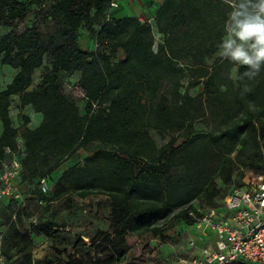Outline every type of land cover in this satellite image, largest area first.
<instances>
[{
	"label": "trees",
	"instance_id": "1",
	"mask_svg": "<svg viewBox=\"0 0 264 264\" xmlns=\"http://www.w3.org/2000/svg\"><path fill=\"white\" fill-rule=\"evenodd\" d=\"M111 1L0 0V25L10 27L25 17L30 5H36L57 27L48 38L37 26L0 38L2 63L18 70L0 91V175L9 157L7 150H19L18 132L10 115L12 99L19 97L21 110L31 106L43 117L38 127L24 134L21 163L25 173L21 178L30 183L36 180L38 185L48 178L55 193L52 201L70 195L81 199L105 195L110 200L111 223L98 244L103 247V258L91 264L125 263L141 241L164 236L160 222L176 208H182L177 217L193 226L195 218L189 212L200 215L194 200L220 209L217 198L223 202L230 186L246 177L245 172L237 175L242 165L251 169L249 176L264 175V69L254 80L235 85L230 71L236 65L221 59L207 65L225 34L230 3L165 0L155 16L157 31L164 37L155 51L152 24L138 18L108 21ZM81 28L96 34L100 46L96 53L81 48ZM119 50L125 57L117 61ZM45 59L51 60V66L40 84L30 90L34 73L45 65ZM246 70L238 67V73ZM186 71H190L193 87L206 80V97L197 98L200 109L213 111L225 123L212 141L220 144L225 140L227 150L219 157L217 172L204 184L188 173L181 177L173 174L184 163L178 162L179 154L190 141L174 147L172 138L166 146L158 147L150 135L151 129L174 133L187 126L192 133L193 118L187 106L194 98L180 94ZM75 72L80 73L79 86L87 101L84 115L61 88L62 74ZM164 81L175 86L173 99L181 102L177 114L166 97L153 103ZM244 84L249 91H243ZM88 149L92 156L85 164L64 171L52 185L51 174L72 154ZM217 179L228 186L226 190L218 187ZM42 233L57 238L54 229L45 228ZM5 243L8 262L21 257L20 264L40 263L32 256L33 240L16 226L8 232ZM67 264L86 263L75 259Z\"/></svg>",
	"mask_w": 264,
	"mask_h": 264
},
{
	"label": "rangeland",
	"instance_id": "2",
	"mask_svg": "<svg viewBox=\"0 0 264 264\" xmlns=\"http://www.w3.org/2000/svg\"><path fill=\"white\" fill-rule=\"evenodd\" d=\"M22 1L29 2V0ZM224 1L231 3V0ZM113 15L111 14L112 19ZM32 26H37L45 38H48L57 29L52 21L46 20V13L39 11L36 5H30L25 17L13 22L10 27L0 25V38L9 33H20L25 28ZM152 26L155 39L154 50L157 51L164 37L158 33L155 21L152 22ZM96 29L99 30L97 25ZM79 42L82 49L92 53H96L100 49L96 41V34L89 33L85 28H81L79 31ZM124 57L123 50H119L117 61L123 60ZM219 60L220 58L214 54L207 59V65L213 66ZM225 63L230 62L225 60ZM50 66L51 60L45 59V65L34 73V81L30 90L40 84L42 76ZM220 72L222 75L224 74L223 69ZM234 72L238 73L237 66L231 69L230 74ZM17 73L18 70L4 65L0 58V91L12 82ZM190 78V71H186L185 77L181 80L180 94L181 96L188 94L194 98L187 106V113L193 118L192 133L187 126V129L174 133L151 129L150 135L158 147L166 146L172 138L174 147L184 144L187 140L190 141L191 143L186 145L184 151L179 154L178 162L184 163L176 167L173 174L181 177L188 173L193 175L196 181L204 184L208 177L217 172L219 157L227 150L225 140H222L220 144L212 141V137L219 135L224 130L225 123L213 111L200 109V102L197 98L205 99L204 84L206 80L203 79L199 86L193 87ZM79 79V72L64 73L60 83L65 95L77 103L80 113L84 115L87 101L79 86ZM232 80L236 85L237 80ZM174 87L173 83L164 81L157 99H154L153 103L155 105L160 97H166L177 114L180 112L181 102L173 99ZM19 104V97H13L10 115L13 126L18 132L17 138L20 146L16 158L21 161L24 157V134L27 129L38 127L42 123L43 117L36 113L31 106L21 110ZM25 118H29L30 121L27 122ZM2 132L3 127L0 121V137ZM190 133L191 136L188 137ZM90 151V149L80 150L72 154L58 170L51 174L52 185L56 184L64 171L72 167H82L86 158L92 156ZM248 170L251 169L242 165L237 171V175L245 172V176H247L250 172ZM23 173L25 170L22 166L21 174ZM217 184L222 190H226L228 187L220 179H217ZM12 186L20 194L21 199H15L13 195L0 194V236H3V250L8 232L13 226H16L33 240L32 256L34 260L40 262L38 264H67L68 261L75 259L91 264L93 261L103 258V247L98 244L101 242L103 234L109 230L112 218L110 200L107 196L93 195L87 199H81L77 195H70L52 201L55 194L53 191L46 196L40 195L37 181L30 183L29 180L21 178V175L12 181ZM39 200H42L43 204H40ZM193 204L202 210L209 208L207 202L201 199L194 200ZM217 204L223 205L221 198H217ZM47 206L50 208L47 209ZM181 209L176 208L166 220L160 222L164 231L163 237L141 241L130 251L127 261L123 264H180L181 259H192L199 256L200 250L190 246L192 240H198L199 233L194 227L188 226L183 219L177 217ZM45 228L54 229L57 232V238L52 239L45 236L42 233ZM21 261L22 258L17 257L11 264H20Z\"/></svg>",
	"mask_w": 264,
	"mask_h": 264
},
{
	"label": "built area",
	"instance_id": "3",
	"mask_svg": "<svg viewBox=\"0 0 264 264\" xmlns=\"http://www.w3.org/2000/svg\"><path fill=\"white\" fill-rule=\"evenodd\" d=\"M118 7L116 0H112L108 21ZM18 152L7 150L9 157L3 162L0 175V194L13 195L15 199H21L12 186V181L22 173V163L16 158ZM38 188L44 196L52 192L48 178L42 179ZM199 212L200 215L195 211L189 214L195 218L192 227L199 233L198 240H192L190 246L198 248L200 254L192 259H181L180 264H235L239 261L264 264V175H247L230 186L220 209L199 208ZM2 242L3 236H0V264H11L5 257Z\"/></svg>",
	"mask_w": 264,
	"mask_h": 264
},
{
	"label": "clouds",
	"instance_id": "4",
	"mask_svg": "<svg viewBox=\"0 0 264 264\" xmlns=\"http://www.w3.org/2000/svg\"><path fill=\"white\" fill-rule=\"evenodd\" d=\"M230 8L215 55L247 69L230 74L231 79L251 81L264 69V0H231ZM249 90L244 84L243 91Z\"/></svg>",
	"mask_w": 264,
	"mask_h": 264
},
{
	"label": "crops",
	"instance_id": "5",
	"mask_svg": "<svg viewBox=\"0 0 264 264\" xmlns=\"http://www.w3.org/2000/svg\"><path fill=\"white\" fill-rule=\"evenodd\" d=\"M165 0H116L119 7L112 13L113 19L138 18L141 22L155 21L159 7ZM235 264H247L239 261Z\"/></svg>",
	"mask_w": 264,
	"mask_h": 264
}]
</instances>
